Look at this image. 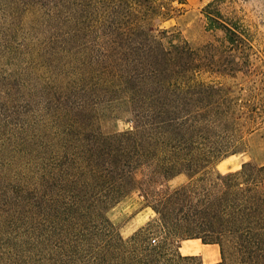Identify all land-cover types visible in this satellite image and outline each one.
<instances>
[{"label":"trees","instance_id":"trees-1","mask_svg":"<svg viewBox=\"0 0 264 264\" xmlns=\"http://www.w3.org/2000/svg\"><path fill=\"white\" fill-rule=\"evenodd\" d=\"M188 6L62 0L77 23L73 44L135 127L62 139L60 154L49 152L45 212L60 223L47 235L59 264H202L179 252L193 239L219 246V264H264V166L215 171L264 126V61L256 65L249 32L219 9L206 13L224 33L220 46L168 39L161 27ZM134 194L155 216L124 239L108 213Z\"/></svg>","mask_w":264,"mask_h":264},{"label":"rangeland","instance_id":"rangeland-1","mask_svg":"<svg viewBox=\"0 0 264 264\" xmlns=\"http://www.w3.org/2000/svg\"><path fill=\"white\" fill-rule=\"evenodd\" d=\"M187 1L186 13L161 27L168 39L179 36L196 47L220 46L224 33L206 13L219 9L247 29L253 60L262 66L264 0ZM64 11L62 0H0V264H59L55 240L48 241L47 235L60 223L45 212L49 152L60 154L62 139L135 127L134 119L119 114L101 91L91 57L69 36L77 23L67 21ZM247 164L264 166V126L248 138L243 152L218 163L215 171L227 175ZM185 181L181 176L171 185ZM153 217L138 194L108 213L124 239Z\"/></svg>","mask_w":264,"mask_h":264},{"label":"crops","instance_id":"crops-1","mask_svg":"<svg viewBox=\"0 0 264 264\" xmlns=\"http://www.w3.org/2000/svg\"><path fill=\"white\" fill-rule=\"evenodd\" d=\"M143 209L150 210L145 208ZM179 252L183 257H194L202 264H219L222 262V254L219 246L206 245L198 239L183 241L179 247Z\"/></svg>","mask_w":264,"mask_h":264}]
</instances>
